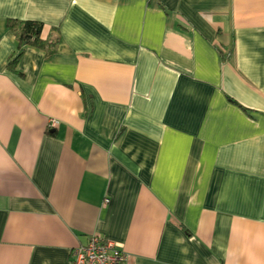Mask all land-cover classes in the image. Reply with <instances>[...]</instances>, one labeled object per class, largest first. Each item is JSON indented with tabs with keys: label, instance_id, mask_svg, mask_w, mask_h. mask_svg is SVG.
I'll list each match as a JSON object with an SVG mask.
<instances>
[{
	"label": "crops",
	"instance_id": "1",
	"mask_svg": "<svg viewBox=\"0 0 264 264\" xmlns=\"http://www.w3.org/2000/svg\"><path fill=\"white\" fill-rule=\"evenodd\" d=\"M9 18L58 42L12 67ZM92 234L132 264H264V0H0V264Z\"/></svg>",
	"mask_w": 264,
	"mask_h": 264
},
{
	"label": "built area",
	"instance_id": "2",
	"mask_svg": "<svg viewBox=\"0 0 264 264\" xmlns=\"http://www.w3.org/2000/svg\"><path fill=\"white\" fill-rule=\"evenodd\" d=\"M58 120H50V127H55ZM71 264H132L129 254L122 245L100 234H92L85 244L71 250Z\"/></svg>",
	"mask_w": 264,
	"mask_h": 264
},
{
	"label": "trees",
	"instance_id": "3",
	"mask_svg": "<svg viewBox=\"0 0 264 264\" xmlns=\"http://www.w3.org/2000/svg\"><path fill=\"white\" fill-rule=\"evenodd\" d=\"M7 26L19 39L18 52L14 57L10 58L9 65L12 67L22 55L26 45L31 44L40 48H47L49 46H54L58 42L57 39L46 40L43 38L44 23L39 20H18L9 18L7 20Z\"/></svg>",
	"mask_w": 264,
	"mask_h": 264
}]
</instances>
